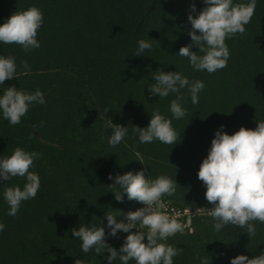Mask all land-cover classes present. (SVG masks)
<instances>
[{"label":"trees","instance_id":"obj_1","mask_svg":"<svg viewBox=\"0 0 264 264\" xmlns=\"http://www.w3.org/2000/svg\"><path fill=\"white\" fill-rule=\"evenodd\" d=\"M189 4L197 12L204 7L202 0H0V22L30 5L42 12L39 48L25 52L16 44H0V55H12L17 64L15 77L2 86L29 92L39 88L46 101L30 106L19 124L0 119V155L17 146L38 152L30 171L40 180L36 196L22 201L15 216L6 214L0 198V222L5 225L0 264H74L78 258L106 264V250L81 252L70 229L81 223L103 226L104 213L120 220L137 208L140 202L135 200L113 199L108 173L143 169L145 177L166 174L177 183L172 200L211 207L196 172L214 130L222 124L231 134L264 119V0H256L244 33L225 39L227 64L213 73L196 71L186 57L176 55L190 40ZM141 38L152 39V47L135 56ZM190 51L198 49L193 45ZM21 61L27 62V72ZM157 68L204 82L195 105L187 90H180L187 111L172 121L178 133L172 145L156 140L141 144L132 131L133 126H146L153 109L170 115L168 102L175 94L159 98L147 92L146 83L153 82ZM108 119L128 128L116 146L106 141ZM2 183L0 192L22 185L23 178ZM253 223L256 234L247 237L245 229L230 224L213 231L210 216L197 220L193 235L166 241L182 249L173 264H198L199 257H208L209 264H228L237 254L259 255L264 251V224ZM125 235L118 232V238L106 237L105 242L118 249Z\"/></svg>","mask_w":264,"mask_h":264},{"label":"clouds","instance_id":"obj_2","mask_svg":"<svg viewBox=\"0 0 264 264\" xmlns=\"http://www.w3.org/2000/svg\"><path fill=\"white\" fill-rule=\"evenodd\" d=\"M202 3L204 7L198 12L194 4H189L186 20L191 26L187 32L190 40L179 47L176 55L186 57L188 64L196 71L213 73L226 66L229 50L225 39L244 33L245 25L256 8V0H202ZM41 24L42 12L34 5L13 11L0 22V44H16L25 52L39 48L36 36ZM151 40L137 39L133 55L139 56L145 50H150ZM193 45L198 51H190ZM20 66L25 72L29 70L26 61H21ZM16 72L15 57L0 55V119L6 120L9 125L19 124L33 104L43 105L46 102L39 88L29 92L12 85L2 86L5 80L15 77ZM151 81L146 83L149 96L164 98L170 93L175 94L168 102L170 115L153 109L146 126H133L132 131L141 144L156 140L172 145L178 135L172 121L183 118L187 111L182 106L180 90L186 89L190 102L195 105L204 82L199 79L190 81L179 71H162L160 68L153 72ZM255 121L254 128L241 126L231 134L222 130V124L218 125L206 155L199 162L196 176L204 186L205 200L211 204L208 215L215 232L230 224L245 229L247 237H250L256 234L253 221L264 224V119ZM105 128L110 129V135L106 138L109 146L120 144L128 134L127 126L113 124L111 119L105 122ZM38 158V152L26 151L19 146L14 147L7 156L0 155V184L12 177L23 178L22 185L4 187L0 192V198L7 205L8 216H15L22 201L36 196L40 187L39 175L30 169ZM107 179L112 181L108 186L115 201L135 200L142 206L124 212L120 220L115 219L117 215L111 212L104 213L106 222L103 226H99V223H81L77 228L70 229L72 238L80 241V251L88 253L91 249L96 255L106 250L108 255L102 257L106 264H113L115 260L119 264H129V261L133 264H173V257L180 254L182 249L166 241L168 237L182 233L184 227L158 208L162 196L174 194L177 186L174 178L166 174L145 177L144 170L140 169L135 173L131 170L122 174L108 173ZM4 227L0 222V231ZM118 232L126 235L115 249L105 239L118 238ZM74 264L86 262L78 258ZM198 264H209V258L199 257ZM228 264H264V251L251 258L237 254L229 258Z\"/></svg>","mask_w":264,"mask_h":264},{"label":"rangeland","instance_id":"obj_3","mask_svg":"<svg viewBox=\"0 0 264 264\" xmlns=\"http://www.w3.org/2000/svg\"><path fill=\"white\" fill-rule=\"evenodd\" d=\"M142 204L139 203L138 207H141ZM159 211L169 215L177 219L179 222L182 223L184 227V231L182 233L178 232L169 239L173 238H183L189 235H193L197 229V220H201L208 215V207H205L200 204L190 203V202H178L176 199H171L169 196H162L160 200V207L158 208ZM130 231H134L131 229Z\"/></svg>","mask_w":264,"mask_h":264}]
</instances>
